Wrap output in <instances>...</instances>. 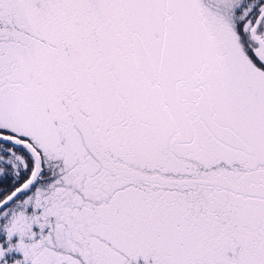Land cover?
Returning <instances> with one entry per match:
<instances>
[{"label":"snow or ice","instance_id":"snow-or-ice-1","mask_svg":"<svg viewBox=\"0 0 264 264\" xmlns=\"http://www.w3.org/2000/svg\"><path fill=\"white\" fill-rule=\"evenodd\" d=\"M264 264V0H0V264Z\"/></svg>","mask_w":264,"mask_h":264},{"label":"rangeland","instance_id":"rangeland-1","mask_svg":"<svg viewBox=\"0 0 264 264\" xmlns=\"http://www.w3.org/2000/svg\"><path fill=\"white\" fill-rule=\"evenodd\" d=\"M139 264H143V258H140Z\"/></svg>","mask_w":264,"mask_h":264}]
</instances>
